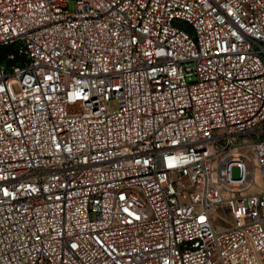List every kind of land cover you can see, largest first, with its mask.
<instances>
[{"label":"built area","instance_id":"obj_1","mask_svg":"<svg viewBox=\"0 0 264 264\" xmlns=\"http://www.w3.org/2000/svg\"><path fill=\"white\" fill-rule=\"evenodd\" d=\"M0 264H264V0H0Z\"/></svg>","mask_w":264,"mask_h":264},{"label":"rangeland","instance_id":"obj_2","mask_svg":"<svg viewBox=\"0 0 264 264\" xmlns=\"http://www.w3.org/2000/svg\"><path fill=\"white\" fill-rule=\"evenodd\" d=\"M72 7H74V2H72ZM233 173H234L235 175H238V174L240 173V167H239V166H235V167L233 168Z\"/></svg>","mask_w":264,"mask_h":264}]
</instances>
